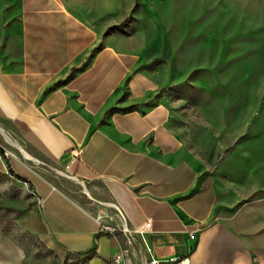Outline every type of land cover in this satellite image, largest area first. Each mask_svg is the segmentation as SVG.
<instances>
[{
    "label": "crops",
    "instance_id": "crops-1",
    "mask_svg": "<svg viewBox=\"0 0 264 264\" xmlns=\"http://www.w3.org/2000/svg\"><path fill=\"white\" fill-rule=\"evenodd\" d=\"M100 4L0 0V172L39 201L21 231L78 257L65 264H264V206L234 207L189 158L168 104L143 108L156 82L132 73L134 54L100 45ZM63 177L84 189L69 193ZM29 256L0 231V264Z\"/></svg>",
    "mask_w": 264,
    "mask_h": 264
},
{
    "label": "rangeland",
    "instance_id": "rangeland-1",
    "mask_svg": "<svg viewBox=\"0 0 264 264\" xmlns=\"http://www.w3.org/2000/svg\"><path fill=\"white\" fill-rule=\"evenodd\" d=\"M104 1L100 45L134 54L132 73L156 82L143 108L168 104L189 158L234 207L264 206V0ZM60 184L73 195L84 189L72 178ZM38 205L25 180L0 172V231L27 247V264L78 258L21 231L19 216Z\"/></svg>",
    "mask_w": 264,
    "mask_h": 264
},
{
    "label": "built area",
    "instance_id": "built-area-1",
    "mask_svg": "<svg viewBox=\"0 0 264 264\" xmlns=\"http://www.w3.org/2000/svg\"><path fill=\"white\" fill-rule=\"evenodd\" d=\"M0 73H1V68H0ZM100 218H102V216H100ZM151 225L150 222H148L146 224V227H149ZM117 230H122L123 232H139L140 234L142 233L141 231L137 230V229H129L127 228L125 225L122 227V229H120L119 227H113L111 225H105L103 227V231L105 232H110V233H113V232H116ZM121 255H118L116 257V262L119 263V261L121 260ZM126 264H129V261H127ZM149 264H188V261L186 258H171V259H168L166 261H160V260H157V259H154V258H151L149 260Z\"/></svg>",
    "mask_w": 264,
    "mask_h": 264
}]
</instances>
